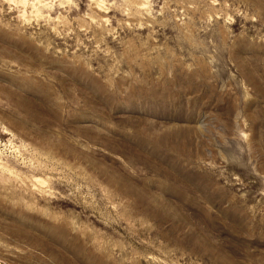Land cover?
<instances>
[{"label": "rangeland", "instance_id": "374dc122", "mask_svg": "<svg viewBox=\"0 0 264 264\" xmlns=\"http://www.w3.org/2000/svg\"><path fill=\"white\" fill-rule=\"evenodd\" d=\"M0 264H264V0H0Z\"/></svg>", "mask_w": 264, "mask_h": 264}]
</instances>
